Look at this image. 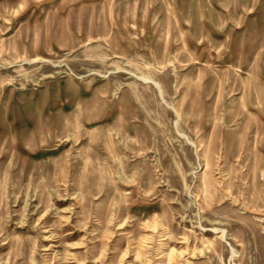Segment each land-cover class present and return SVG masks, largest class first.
<instances>
[{"label":"rangeland","instance_id":"rangeland-1","mask_svg":"<svg viewBox=\"0 0 264 264\" xmlns=\"http://www.w3.org/2000/svg\"><path fill=\"white\" fill-rule=\"evenodd\" d=\"M0 264H264V0H0Z\"/></svg>","mask_w":264,"mask_h":264}]
</instances>
